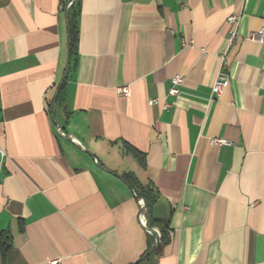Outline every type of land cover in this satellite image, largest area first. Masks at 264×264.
Here are the masks:
<instances>
[{"label":"crops","instance_id":"crops-1","mask_svg":"<svg viewBox=\"0 0 264 264\" xmlns=\"http://www.w3.org/2000/svg\"><path fill=\"white\" fill-rule=\"evenodd\" d=\"M74 4L0 0V264H264V0Z\"/></svg>","mask_w":264,"mask_h":264},{"label":"trees","instance_id":"trees-1","mask_svg":"<svg viewBox=\"0 0 264 264\" xmlns=\"http://www.w3.org/2000/svg\"><path fill=\"white\" fill-rule=\"evenodd\" d=\"M70 0H68L69 3ZM76 5L73 4L69 10V25H70V43H71V59L73 58L75 54V42H76V35H77V24H76ZM63 89L64 87H61L58 93L57 100L59 101L63 97ZM126 181L135 189V185L132 182V178L130 176L126 177ZM141 191H135L137 192V195L141 198H144L147 203L146 208V214L148 219V227L150 230H155L160 235V242L161 244H166L169 242L170 237L167 233L168 227L166 225H163L157 221H155L152 217V208L158 201V197L154 195V193L150 189H144L140 187ZM11 235L8 232H0V253L2 257H5L9 249L11 248Z\"/></svg>","mask_w":264,"mask_h":264},{"label":"built area","instance_id":"built-area-1","mask_svg":"<svg viewBox=\"0 0 264 264\" xmlns=\"http://www.w3.org/2000/svg\"><path fill=\"white\" fill-rule=\"evenodd\" d=\"M77 0H70V2L68 3V8H70ZM229 25L231 26H235L237 19L236 17L232 16L229 18ZM250 40L256 41L258 43H260L263 46V52H264V29L255 32V33H251L248 37ZM239 35L237 34L236 30L233 29L231 31V35H230V43H234L239 41ZM226 66H227V61L225 59H223L222 61V65H221V69L217 75L216 81L213 85V93L214 94H221L222 91L225 89L226 87V82H227V72L226 70ZM184 83V78L182 76H176L173 78L172 80V87L170 89L169 95L171 96H177L179 95V87L181 85H183ZM117 94L121 97H129L131 94L130 88L128 86L125 87H120L117 88ZM151 104H156L157 101L156 100H152L150 102ZM166 107H168V105H166ZM211 143L215 146H224L227 145V141L223 140V139H219V138H214L211 140ZM51 264H59L58 261H53L51 262Z\"/></svg>","mask_w":264,"mask_h":264},{"label":"water","instance_id":"water-1","mask_svg":"<svg viewBox=\"0 0 264 264\" xmlns=\"http://www.w3.org/2000/svg\"><path fill=\"white\" fill-rule=\"evenodd\" d=\"M69 32H70V25H69ZM69 64H70V58H69V61H68V65H67V69H66V73H65V77H64V80H63V82L66 80V77H67V73H68V71H69ZM141 201H142V205H143V207H142V211L141 212H144L145 210H146V208H147V204H146V202L144 201V200H142L141 199ZM150 233H152V234H155L156 236H157V242H156V244L154 245V247L145 255V257L144 258H146V257H148V256H150L152 253H154L155 252V250L157 249V247H158V244H159V235H158V233L157 232H155V231H152V230H148Z\"/></svg>","mask_w":264,"mask_h":264}]
</instances>
